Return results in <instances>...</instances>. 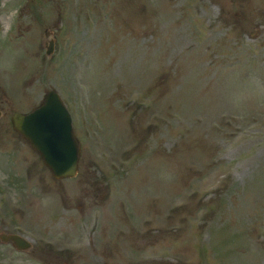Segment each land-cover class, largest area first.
<instances>
[{"label": "rangeland", "instance_id": "1", "mask_svg": "<svg viewBox=\"0 0 264 264\" xmlns=\"http://www.w3.org/2000/svg\"><path fill=\"white\" fill-rule=\"evenodd\" d=\"M252 78L264 0H3L0 264H264V97L232 102ZM51 89L73 178L12 124Z\"/></svg>", "mask_w": 264, "mask_h": 264}, {"label": "water", "instance_id": "2", "mask_svg": "<svg viewBox=\"0 0 264 264\" xmlns=\"http://www.w3.org/2000/svg\"><path fill=\"white\" fill-rule=\"evenodd\" d=\"M15 129L21 132L41 155L56 178L74 177L79 169L80 147L69 110L59 93L50 90L40 106L30 113L15 112ZM21 248L30 244L19 235H4Z\"/></svg>", "mask_w": 264, "mask_h": 264}, {"label": "clouds", "instance_id": "3", "mask_svg": "<svg viewBox=\"0 0 264 264\" xmlns=\"http://www.w3.org/2000/svg\"><path fill=\"white\" fill-rule=\"evenodd\" d=\"M260 97H264V83L256 78H252L246 89L234 94L232 102L236 107H240L248 102V100Z\"/></svg>", "mask_w": 264, "mask_h": 264}, {"label": "flooded vegetation", "instance_id": "4", "mask_svg": "<svg viewBox=\"0 0 264 264\" xmlns=\"http://www.w3.org/2000/svg\"><path fill=\"white\" fill-rule=\"evenodd\" d=\"M3 1V0H0V2Z\"/></svg>", "mask_w": 264, "mask_h": 264}]
</instances>
